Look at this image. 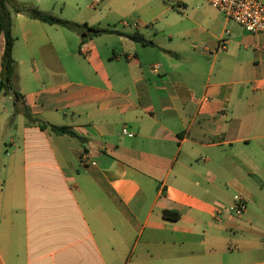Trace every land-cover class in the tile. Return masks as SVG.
Returning <instances> with one entry per match:
<instances>
[{
	"label": "crops",
	"instance_id": "crops-1",
	"mask_svg": "<svg viewBox=\"0 0 264 264\" xmlns=\"http://www.w3.org/2000/svg\"><path fill=\"white\" fill-rule=\"evenodd\" d=\"M14 1L151 44L8 7L25 106L78 138L10 123L0 92V264H264V33L203 0L119 18L110 3L132 0L88 15L83 0Z\"/></svg>",
	"mask_w": 264,
	"mask_h": 264
},
{
	"label": "trees",
	"instance_id": "trees-1",
	"mask_svg": "<svg viewBox=\"0 0 264 264\" xmlns=\"http://www.w3.org/2000/svg\"><path fill=\"white\" fill-rule=\"evenodd\" d=\"M8 7H11L15 13L24 14L42 23L59 26L76 33H82L85 31L90 35H99L113 32L142 45L151 44V41L146 40L144 35L138 31L124 32L93 26L88 27L86 24L79 25L72 21L54 16L51 13L43 12L31 3H17L14 0H0V36L3 37L4 41L3 50L0 56V92L5 96L12 97L14 114L22 115L27 124L36 125L40 130H48L58 136L69 135L78 138L71 128L42 122L34 117L25 106L24 98L18 89L17 64L12 56L14 38L11 33V18ZM162 216L164 219L176 221L179 218V213L176 211L164 210Z\"/></svg>",
	"mask_w": 264,
	"mask_h": 264
},
{
	"label": "built area",
	"instance_id": "built-area-1",
	"mask_svg": "<svg viewBox=\"0 0 264 264\" xmlns=\"http://www.w3.org/2000/svg\"><path fill=\"white\" fill-rule=\"evenodd\" d=\"M212 8L216 9L228 21L237 24L243 31L249 34L264 33V2L261 0H203ZM224 35H228L227 32ZM218 45L224 48V40H220ZM159 65L152 67V72L157 73ZM123 134H127L123 130ZM245 202L237 200L228 207V211L236 216H240L245 211Z\"/></svg>",
	"mask_w": 264,
	"mask_h": 264
},
{
	"label": "rangeland",
	"instance_id": "rangeland-1",
	"mask_svg": "<svg viewBox=\"0 0 264 264\" xmlns=\"http://www.w3.org/2000/svg\"><path fill=\"white\" fill-rule=\"evenodd\" d=\"M107 1L108 0H83V2H80L79 5L82 7L83 12L88 15L89 12L93 13V12H100V11L101 12L109 11V7H108V4H107ZM141 3H142V0H132L129 3H121V2H118V1H112L110 3L111 13H113L116 18H119V17H122L124 15L125 11H127V10L130 11L133 7H136L137 5H140V7H141V5H142ZM169 3H173L172 6L174 7L175 12L179 11L177 5L175 4V2L170 1ZM91 4H93V6L89 9V5H91ZM149 7H150V5L148 4L147 6L141 7L139 10H140V12H142V11L147 10ZM64 15H66L67 17L71 18L72 17L71 16L72 15V11L69 8H66V11L64 12ZM64 19H66V18H64ZM145 19H148V18H145ZM118 26L119 25L117 24L116 27L119 28ZM148 31L150 33H153L151 30H148ZM13 105H14L13 102H7V103L4 104L5 108L8 111H10V112L14 108ZM1 116H4V115L1 114ZM19 116L22 117L21 115L14 114V112L12 111V115L10 116L9 122L13 123V121L15 119H17ZM5 141L7 143L6 147H8V144H9V141H10V137H6ZM133 244H134V241L130 244V246L123 253V255H122L123 263L127 259Z\"/></svg>",
	"mask_w": 264,
	"mask_h": 264
},
{
	"label": "water",
	"instance_id": "water-1",
	"mask_svg": "<svg viewBox=\"0 0 264 264\" xmlns=\"http://www.w3.org/2000/svg\"><path fill=\"white\" fill-rule=\"evenodd\" d=\"M82 37H85V35L83 34Z\"/></svg>",
	"mask_w": 264,
	"mask_h": 264
}]
</instances>
